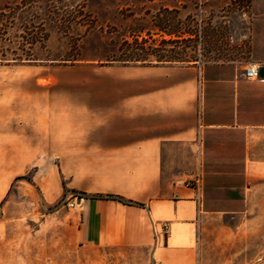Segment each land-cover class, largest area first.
<instances>
[{
    "label": "rangeland",
    "instance_id": "rangeland-1",
    "mask_svg": "<svg viewBox=\"0 0 264 264\" xmlns=\"http://www.w3.org/2000/svg\"><path fill=\"white\" fill-rule=\"evenodd\" d=\"M22 1L0 0V264H264V168L245 215L174 223L158 247L137 249L81 240L79 199L91 198L80 194H110L71 182L70 139L83 129L88 81L121 65L109 61L119 46L137 39L198 64L248 62L250 0ZM175 26L198 30L196 41L162 44L172 38L161 30Z\"/></svg>",
    "mask_w": 264,
    "mask_h": 264
},
{
    "label": "crops",
    "instance_id": "crops-1",
    "mask_svg": "<svg viewBox=\"0 0 264 264\" xmlns=\"http://www.w3.org/2000/svg\"><path fill=\"white\" fill-rule=\"evenodd\" d=\"M246 18L248 62L102 66L88 81L71 182L143 204L80 199L88 246L158 247L165 222L248 212L264 168V78L245 73L264 68V0H250Z\"/></svg>",
    "mask_w": 264,
    "mask_h": 264
},
{
    "label": "trees",
    "instance_id": "trees-1",
    "mask_svg": "<svg viewBox=\"0 0 264 264\" xmlns=\"http://www.w3.org/2000/svg\"><path fill=\"white\" fill-rule=\"evenodd\" d=\"M27 0H23L22 3L26 4ZM169 12L168 10H166ZM175 13H178V10H173ZM179 21L178 23H180ZM4 23V20L2 22L0 21V25ZM161 30V27H160ZM6 29H0V34L4 35ZM163 33L167 34L168 36L172 37L173 39L170 40H162V44H172L173 49L175 48V45L178 44L179 41H185V42H195L198 37V30H194L193 28H190L189 30H186L184 33L177 30V27H174V30L171 31L167 30H161ZM186 36V38H184ZM39 40H31L28 41V45L30 48L34 47ZM158 48H155L154 46H147L145 41H140L137 39H134L132 42L124 41L118 48V51L115 55L111 57L112 63H118L122 65H131V64H138L143 66H152L156 65L161 62H192L190 60L185 61L181 60L178 57H172V56H163L159 55ZM172 49V50H173ZM33 55L31 52L27 54V57L30 59ZM153 58H156V61L152 60ZM80 195H83L84 197H88L91 199H99V200H114L119 201L125 205L130 206H140L142 207L143 204L134 202L132 200H127L122 196L117 195H87L85 193H81Z\"/></svg>",
    "mask_w": 264,
    "mask_h": 264
},
{
    "label": "built area",
    "instance_id": "built-area-1",
    "mask_svg": "<svg viewBox=\"0 0 264 264\" xmlns=\"http://www.w3.org/2000/svg\"><path fill=\"white\" fill-rule=\"evenodd\" d=\"M258 74H259V68L255 67V66H249L246 69V73H245V75H246V77L248 79L256 78V77H258ZM177 185L178 186H185V187H191L192 186V184L190 182H180ZM76 204H77V201L75 199V200H73V202L71 201L68 204V206L73 208ZM169 232H170V225L167 222H165L163 224V226L161 227L160 232H158V235L161 236L162 240L164 241L165 240V236L167 234H169Z\"/></svg>",
    "mask_w": 264,
    "mask_h": 264
},
{
    "label": "water",
    "instance_id": "water-1",
    "mask_svg": "<svg viewBox=\"0 0 264 264\" xmlns=\"http://www.w3.org/2000/svg\"><path fill=\"white\" fill-rule=\"evenodd\" d=\"M259 76L262 77V78H264V68H261L259 70ZM79 201H80V199H79Z\"/></svg>",
    "mask_w": 264,
    "mask_h": 264
}]
</instances>
